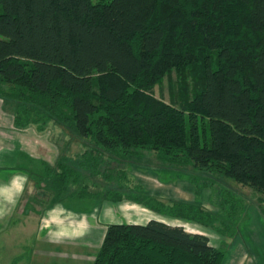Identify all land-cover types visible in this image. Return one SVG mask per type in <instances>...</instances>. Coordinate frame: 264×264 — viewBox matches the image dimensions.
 I'll list each match as a JSON object with an SVG mask.
<instances>
[{"label": "trees", "instance_id": "trees-1", "mask_svg": "<svg viewBox=\"0 0 264 264\" xmlns=\"http://www.w3.org/2000/svg\"><path fill=\"white\" fill-rule=\"evenodd\" d=\"M165 77L169 101L155 93ZM0 98L17 127L54 123L85 145L48 170L57 199L91 195L86 181L101 175L112 202L161 212L125 186L123 165L147 152L264 195V0H0ZM221 196L234 214L239 198ZM187 209L168 213L191 219ZM225 255L204 233L151 219L108 225L92 264Z\"/></svg>", "mask_w": 264, "mask_h": 264}, {"label": "rangeland", "instance_id": "rangeland-1", "mask_svg": "<svg viewBox=\"0 0 264 264\" xmlns=\"http://www.w3.org/2000/svg\"><path fill=\"white\" fill-rule=\"evenodd\" d=\"M109 1V0H93ZM155 93L169 101V78L165 77L161 84L156 85ZM57 140L61 149L66 147L65 153L73 154L79 149H85L83 144L74 145V136L66 130L58 128ZM59 145V146H60ZM64 152V151H62ZM50 153H52L50 151ZM54 159V156L50 157ZM130 158V157H129ZM132 158V157H131ZM130 158V159H131ZM135 160V158H133ZM140 165L130 161L123 165L128 172L129 181L125 186L129 195L139 201L149 202L161 212L147 209L145 215L140 213L136 220H129L125 212H119L109 217L102 216L98 222L102 226L106 223H137L146 224L151 219H157L171 225L183 226L190 232L201 230L210 237V243L226 251L222 264H264V195L251 187L220 176L209 171L193 169L190 166H173L162 162L154 152H147L144 157L136 158ZM39 161V160H37ZM25 163V162H24ZM39 164L38 167H41ZM92 176V175H91ZM90 193L103 186L108 187L101 175L89 177L86 181ZM83 185V184H82ZM81 186V185H80ZM80 186H75L79 188ZM224 190V191H223ZM222 193H229L239 198L235 213L231 214L230 205L222 200ZM132 193V194H131ZM42 193H39L41 195ZM94 195V194H93ZM98 195V193L96 194ZM102 196V194H99ZM129 201L128 199H124ZM79 201V202H78ZM68 203L81 207V211L88 209L91 199L67 200ZM81 203V204H80ZM78 205V206H77ZM177 206L186 210L191 219H184L168 213L169 209ZM240 206V207H238ZM140 211V209H138ZM81 213L80 211H76ZM141 212V211H140ZM227 212V213H226ZM15 213L9 220H0V264H92L102 243L99 235H91L94 245L87 247L73 246L69 243H48L37 227L21 233L19 228L24 219L33 220L31 210ZM132 214V212H130ZM129 214V215H130ZM80 215V214H76ZM232 215V216H231ZM31 218V219H30ZM213 220V224H209ZM257 220H259L257 222ZM28 221V220H26ZM95 222L96 220H91ZM31 228V227H30ZM254 229V231H253ZM243 231V233L240 232ZM253 231L252 234L249 231ZM91 248V249H90ZM252 260V261H251Z\"/></svg>", "mask_w": 264, "mask_h": 264}, {"label": "crops", "instance_id": "crops-1", "mask_svg": "<svg viewBox=\"0 0 264 264\" xmlns=\"http://www.w3.org/2000/svg\"><path fill=\"white\" fill-rule=\"evenodd\" d=\"M14 119V107L0 98V220H9L10 216L17 212L28 216L27 212L31 210L33 220L26 218L20 223L21 233L31 229L34 231L37 227L39 236L42 235L43 241L49 244L58 242L90 247L94 245V241L89 237L99 235L103 242L107 227L112 224L106 223L102 226V223L98 222L102 216L109 217L125 212L129 220H136L140 213L145 215L149 208L137 202H112L104 195L105 186L102 190L97 189L91 195L85 196V199H91L92 202L84 211H81V207L67 202L81 199L80 197L67 196L57 199L54 187L50 186L47 180L48 170L56 168L61 158H77L85 149H79L73 154L65 153L68 148L61 149L56 132L58 128L65 132L66 129L62 126L51 123L42 131L33 125L19 128ZM73 141H77L74 145H83L79 138L75 137ZM51 156H54V159H51ZM39 164L42 166L38 167ZM35 174L41 175V181L35 179ZM253 231L249 232L252 234ZM194 232L202 233L198 229ZM240 232L243 233L242 230Z\"/></svg>", "mask_w": 264, "mask_h": 264}]
</instances>
